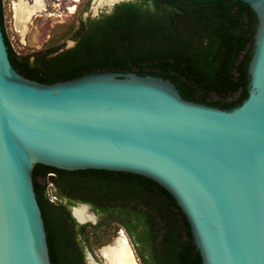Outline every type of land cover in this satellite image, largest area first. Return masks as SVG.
<instances>
[{"label": "water", "instance_id": "obj_1", "mask_svg": "<svg viewBox=\"0 0 264 264\" xmlns=\"http://www.w3.org/2000/svg\"><path fill=\"white\" fill-rule=\"evenodd\" d=\"M239 1L256 25L247 97L231 111L134 72L27 80L0 26V264H51L35 165L150 179L185 216L201 264H264V0Z\"/></svg>", "mask_w": 264, "mask_h": 264}, {"label": "trees", "instance_id": "obj_2", "mask_svg": "<svg viewBox=\"0 0 264 264\" xmlns=\"http://www.w3.org/2000/svg\"><path fill=\"white\" fill-rule=\"evenodd\" d=\"M117 7L122 10L116 11L110 29L103 30L99 39L86 40L74 50L19 55L5 35L0 0V26L11 66L23 78L46 85L103 68L130 71L135 67L140 76L171 80L186 101L200 97L205 103L215 91L223 99L214 102L210 98L209 105L231 111L245 100L246 90L232 103L226 96L246 84L244 69L236 78L229 71L238 56H246L244 51L253 41L256 22L249 6L239 0H135ZM116 32L118 43L108 38ZM169 56L187 62L180 74L205 88L202 93L190 90L182 77L166 75ZM32 180L51 264H83L86 242L76 236L82 237L85 227H99L105 220L124 229L141 264H201L185 216L172 196L150 179L123 172H66L35 165ZM46 182L54 186L61 202H48ZM76 203L90 204L100 215L99 223L76 224L70 215Z\"/></svg>", "mask_w": 264, "mask_h": 264}, {"label": "rangeland", "instance_id": "obj_3", "mask_svg": "<svg viewBox=\"0 0 264 264\" xmlns=\"http://www.w3.org/2000/svg\"><path fill=\"white\" fill-rule=\"evenodd\" d=\"M19 0H1L3 15V27L5 35L9 41L10 48L19 55H29L34 52L64 50L72 46V37L79 27L81 21L87 16H95L99 11L107 9V6L95 8L93 0H81L75 4L70 0H45L44 11L33 16L24 28L16 27L14 8ZM75 6L73 13H69V8ZM45 183V193L49 200L50 196H56V189ZM50 202V201H49ZM57 201H55L56 203ZM99 220L97 219V225ZM92 225V226H95ZM124 229L111 221H103L102 225L96 228L85 227L82 237L76 236L78 240H85L87 248L91 251L93 259L101 262L98 250L109 245ZM129 243L130 240L128 239ZM107 245V246H108ZM134 256L138 264H141L134 247L130 243Z\"/></svg>", "mask_w": 264, "mask_h": 264}, {"label": "flooded vegetation", "instance_id": "obj_4", "mask_svg": "<svg viewBox=\"0 0 264 264\" xmlns=\"http://www.w3.org/2000/svg\"><path fill=\"white\" fill-rule=\"evenodd\" d=\"M118 5H115L113 7H106L107 9H105L103 11H99L93 17H91V16L88 15L85 20H83V21L80 22L79 27L76 30V32L80 31L79 34L76 35V36L74 34V36L72 37V40H71L72 41V46L70 48H66L64 50H74L77 47H79V45L81 43H83L84 41H86V40H89V39H93V40L99 39L100 38V35L102 34V31L103 30L105 31L107 29H110V24H112L110 22V19L113 18V16L115 15L116 11L119 12V11L122 10V8L117 7ZM114 35L113 36L110 35V36H108V38L111 39L112 41H114V42L116 41L118 43L119 42L117 40L118 37H116V36H118V32H116ZM124 43L127 44V41L125 40ZM252 43H253V41H252ZM252 43H250V46L251 47H252ZM251 47H248L247 46V49L244 51V54L246 56H238L237 61H235L234 65L232 66L231 70L229 71L230 74L233 77L236 78V77H239L240 76V70L241 69L242 70L244 69L245 70V77H246V84H245L244 88L242 86L241 87L238 86V89H237V91L235 92L234 95L228 94L226 96V98H227L226 100L228 101V103L229 102L230 103L235 102L236 100H238L239 98H241V96L244 93V90H246V92H247L248 79H247L246 72H247L248 63H249V61L251 59V51H252V48ZM64 50H60L59 52H62ZM114 55L115 56H113V57H116V56L118 57L119 56V54H114ZM176 61H177V63H176ZM176 61L173 60L172 56H169L168 57V63H169V65L167 66V69H166L167 71H165L166 75L168 74V75H171V76L182 77V80L185 81V83L188 84V88L190 90L197 91V93H202L203 92V89H205V88H201L200 89L198 85L189 83L186 80V78L183 77V76H181V74H180L181 71L182 72H185L184 70L187 67V62H184L183 60H181V61L180 60L179 61L176 60ZM112 69L113 70H108V68H103L102 70H98V71H101V72H97V73H102V72L130 73V72H134V73L137 74V71H139V69L138 68H135V67H132L130 71L126 70V68H120L119 70H114V69H117V68L114 67ZM148 76H151V75H148ZM152 77H155V76H152ZM157 78H160V77H157ZM164 80H169V79H164ZM169 81L176 87V85L171 80H169ZM209 96H210V98L214 102L223 99V97H221L220 95H218L215 91H212ZM210 98L205 99L206 100L205 103L201 101L200 97H197L196 98L197 99L196 101H188V102H192V103L201 104V105H205V106H209V107H213V108L220 109L218 107L209 105V102H211V99ZM234 108H236V107H234ZM48 202H49V200H48ZM57 202H61V200L57 199ZM65 202H66V199L63 200V203H65ZM80 205H87L88 206L87 214L88 215L94 214V216H95V222L94 221H86L85 224H79V223L76 222V220L72 217V210H73V208H77V207L79 208ZM70 215L74 219L75 223L78 224L79 226H85L87 224L95 225L97 223V219L100 221V215H98L96 213V211L93 210L92 206L90 204H87V203H76L75 205L71 206L70 207ZM92 222H94V223H92ZM107 245L101 247L98 250V252L100 253L101 249L104 248V247H106ZM88 254L92 257V260H93V262L95 264H103L104 263V260L102 258H101V262H99V263L96 262L93 259V256H92L91 251L86 246H84V249H83V264H89V262H88V256H87ZM99 256H100V254H99Z\"/></svg>", "mask_w": 264, "mask_h": 264}, {"label": "bare ground", "instance_id": "obj_5", "mask_svg": "<svg viewBox=\"0 0 264 264\" xmlns=\"http://www.w3.org/2000/svg\"><path fill=\"white\" fill-rule=\"evenodd\" d=\"M70 1L77 4L81 0ZM94 5L96 6L95 8H101L108 5V2L105 0H96ZM44 7L45 0H19L18 4L14 8L16 27L24 28L33 16L44 11ZM74 9L75 6H71L69 8V13L72 14ZM73 214L76 220L80 223H86V221L95 222L94 216L92 214L88 215L87 210L84 207L79 206V208H75ZM99 254L104 260L103 264H138L131 245L123 232L120 233L118 238H116L111 244L102 248ZM88 262L89 264H95L91 256H88Z\"/></svg>", "mask_w": 264, "mask_h": 264}, {"label": "built area", "instance_id": "obj_6", "mask_svg": "<svg viewBox=\"0 0 264 264\" xmlns=\"http://www.w3.org/2000/svg\"><path fill=\"white\" fill-rule=\"evenodd\" d=\"M49 186H50V187H53V185H52L51 183H49ZM49 201H50L51 203H55V201H57V197H56V196H50Z\"/></svg>", "mask_w": 264, "mask_h": 264}]
</instances>
